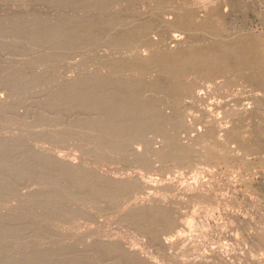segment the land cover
<instances>
[{"label": "rangeland", "instance_id": "1", "mask_svg": "<svg viewBox=\"0 0 264 264\" xmlns=\"http://www.w3.org/2000/svg\"><path fill=\"white\" fill-rule=\"evenodd\" d=\"M174 16L188 20L168 24ZM200 16L206 20L198 26ZM152 38L159 46L186 41L190 58H179L170 70L169 61L147 68L130 63L150 55ZM102 72L115 79L160 77L163 84L152 90L154 96L150 89L141 92L150 97L143 98L147 103L155 101L154 110L144 105L145 113L127 111L111 141L97 130L99 114L93 107L87 112L90 104L71 85ZM50 80L60 88L53 89ZM78 100L88 104L79 106ZM0 101L1 142L19 139L98 174L133 180L132 188L116 191L114 198L87 204L82 196L55 198L58 191L51 189L63 174L53 170L62 176L51 171L58 180L51 176L41 190L44 197H50L47 189L55 193L54 202L43 197L32 206L23 194L39 190V179L22 175L32 156L25 153L31 156L25 160L23 151L17 150V158L11 149H0V161L12 163L9 168L0 162V223L9 218L6 226L30 231L0 235V264H39L36 252L45 256L52 247L83 248L104 240L140 251L146 264H264V0H0ZM151 204L162 207L161 214L129 215ZM50 229L56 234L47 235Z\"/></svg>", "mask_w": 264, "mask_h": 264}, {"label": "bare ground", "instance_id": "2", "mask_svg": "<svg viewBox=\"0 0 264 264\" xmlns=\"http://www.w3.org/2000/svg\"><path fill=\"white\" fill-rule=\"evenodd\" d=\"M207 15H208V13H206ZM206 15V16H207ZM209 16V15H208ZM175 16L173 17V18H169L168 20H166V22L168 23V24H170V25H176V23H177V25H178V23H181L182 21L185 23V21L186 20H188V18H186L185 16L183 17V18H175ZM207 18V17H206ZM205 17L204 16H200V17H198V22H197V24H198V26H201L204 22H205ZM197 21V20H196ZM182 24V23H181ZM180 27V26H179ZM181 27H183V26H181ZM175 38H177V37H175ZM174 39V38H173ZM152 41V42H151ZM182 41H184V39H182ZM150 46H151V48H152V52L150 53V55H140V56H137L135 59H132L133 61H130V63H133V64H137V65H141V67L142 66H145L146 68L147 67H149V66H152V65H155V64H157V63H160L162 60H163V62L164 63H166V61H169L170 62V64H169V67L168 66H166V67H168L167 69L168 70H170L176 63H177V61H178V59L179 58H181V57H183L184 56V58H185V55H187L188 54V58H190L189 57V53L191 52V51H189L190 49H186L185 48V46H187L188 44L187 43H181V39L180 40H178V39H174L173 40V43H176V46H170V45H165V46H159V42L158 41H156V40H154L153 38L150 40ZM184 44H186V45H184ZM235 47V46H234ZM187 48H188V46H187ZM231 52V51H230ZM230 52H229V54H230ZM233 52V54H237V52H234V50L232 51ZM231 52V53H232ZM258 53V52H257ZM106 54V53H105ZM108 55V54H107ZM193 55V54H192ZM191 55V56H192ZM195 55V54H194ZM227 56V55H226ZM234 56H236V55H234ZM111 57V58H110ZM108 56L107 58L109 59V60H111V61H113V60H115L116 58L114 57V58H112V56ZM227 57H229V55L227 56ZM183 58V59H184ZM187 58V59H188ZM192 58V57H191ZM196 58H197V56H196ZM195 57L193 58V59H196ZM200 58V57H199ZM229 58H231V54H230V57ZM105 59V58H104ZM107 59V60H108ZM113 59V60H112ZM118 59V58H117ZM116 59V60H117ZM193 59H189L188 61L186 60V62H188V63H191V61L193 62V61H196V60H193ZM201 59V58H200ZM199 59V60H200ZM115 60V61H116ZM127 60V59H126ZM181 60H182V58H181ZM228 60V59H227ZM180 61V60H179ZM184 61H185V59H184ZM184 61L182 62V63H184ZM190 61V62H189ZM200 61H202V60H200ZM223 62V61H222ZM182 63L180 64V62H179V64L180 65H182ZM198 63V62H197ZM185 65H186V63H184ZM18 66V65H17ZM194 66V65H193ZM208 66V65H207ZM181 68V67H180ZM204 69V68H203ZM112 76L111 75H108L107 73L105 74V73H89V74H86L84 77H82V78H80V80H77V81H74V82H72L71 83V85H72V88H76L77 90H79L80 92H81V96L83 97V99H85V102H86V100L88 101V103L90 104V105H88L87 107H88V109H90V107H93V109H95L94 111L95 112H97L96 114H99V122H98V120H96L95 118V121H97L96 122V125L97 124H100V128H97V130L99 129V133H101L102 134V136H104L105 138H107V137H109L110 139V141H111V135H113V134H111V132L112 133H115L114 131H116L115 129H117V127H118V125H119V123H121L122 121H123V119L121 120V118H123L124 117V114L128 111V113H129V110L131 109L132 111H140L142 108H144L146 105H147V107H149V108H146V109H148L147 111H149L150 109H152V110H154V104H155V101L153 100V102L151 101L150 103H147L148 102V98H150V97H148V96H145V97H148V98H144V96H143V98L145 99V100H147V102L142 98V94H141V92L145 89V91H147V90H151L150 92H152V90H156L157 88H160V87H162V83H161V78L160 77H156V78H158V79H155V80H152V79H148V78H145L144 80L140 77L139 78V76H137V75H130L129 77H122V78H120V79H115V78H111ZM148 79V80H147ZM52 80V79H51ZM50 80V83L52 82L53 83V81H51ZM64 81L66 80V79H63ZM69 80H76V79H69ZM69 80H66V81H69ZM66 81H65V83H66ZM49 82V81H48ZM61 82V81H60ZM47 83V82H46ZM45 83V84H46ZM58 83V82H57ZM62 83L64 84V82L62 81ZM68 83V82H67ZM44 84V83H43ZM60 83H58L57 84V86L59 85ZM62 84V85H63ZM69 84H70V82H69ZM69 84H67V85H69ZM49 85H51V84H49ZM48 85V87L50 88V86ZM66 85V86H67ZM167 85V84H166ZM47 86V85H46ZM52 86H54V83H53V85ZM64 87H65V85H63ZM63 86H62V89H63ZM56 87V84H55V86L53 87V89ZM59 88H60V85L58 86ZM58 87H56V88H58ZM68 87V86H67ZM55 88V89H56ZM58 88V89H59ZM69 88V87H68ZM57 89V90H58ZM65 89H67V88H65ZM49 90V89H48ZM159 90V89H158ZM54 91V90H53ZM56 91V90H55ZM54 91V92H55ZM70 91V90H69ZM68 91V92H69ZM75 91V90H74ZM144 91V92H145ZM58 93H60L59 92V90L57 91ZM65 92V91H64ZM67 92V91H66ZM67 92V94L68 95H70L69 93ZM70 92H73L72 90L70 91ZM61 93H62V91H61ZM61 93L60 94H58L59 96L61 95ZM76 93V92H75ZM79 93V92H78ZM78 93L76 94V95H78ZM146 93V92H145ZM148 93V92H147ZM51 94V93H50ZM54 94H57V93H54ZM53 93H52V96H55ZM66 94V93H65ZM58 95H57V97H58ZM80 95V94H79ZM150 95H153L154 96V92H152V94L150 93ZM62 96H64V95H62ZM66 96V95H65ZM80 96V97H81ZM199 96V95H198ZM197 96V97H198ZM56 97V96H55ZM67 97V96H66ZM69 97V96H68ZM79 97V96H78ZM78 97H76V98H78ZM79 97V98H80ZM152 97V96H151ZM200 97V96H199ZM10 98V97H9ZM63 98V100H65V98L64 97H62ZM70 98V97H69ZM176 98V97H175ZM61 99V98H60ZM68 99V98H67ZM71 99V98H70ZM82 99V98H81ZM81 99H79V100H81ZM205 99V98H204ZM79 100H78V103H79ZM61 101H62V99H61ZM66 101V100H65ZM76 101V100H75ZM145 101V102H144ZM4 103V101H0V105L1 104H3ZM77 103V102H76ZM75 102L73 103L74 105L76 104ZM80 103H82L81 101H80ZM80 103H79V106H81L80 105ZM88 103H86V104H88ZM82 104H84V100H83V103ZM86 104H84V106L86 105ZM149 104V105H148ZM169 104V103H168ZM223 104V103H222ZM6 105V104H5ZM145 105V106H144ZM2 106H4V104L2 105ZM75 106H73V108H74ZM1 108V107H0ZM73 108H71V109H73ZM76 108V107H75ZM78 108V107H77ZM76 108V109H77ZM80 108V107H79ZM78 108V109H79ZM1 109H5V108H1ZM71 109H70V111L68 110V112H71ZM76 109H73L74 111L76 110ZM78 109H77V112H78ZM81 109H84V107H81ZM93 109L91 108L90 110H87V112L88 111H92V112H94L93 111ZM146 109H142V110H145L146 111ZM80 110V109H79ZM86 110V109H85ZM84 110V111H85ZM66 111V110H65ZM83 111V110H82ZM145 111L143 112V113H145ZM246 111V110H245ZM248 111V110H247ZM246 111V113H248ZM249 111H250V108H249ZM73 112V111H72ZM79 112H81V111H79ZM92 112H90V114L92 113ZM141 112V111H140ZM141 112V113H142ZM164 112V111H163ZM162 112V113H163ZM84 113V112H83ZM135 113V112H134ZM134 113H132V114H134ZM150 113V112H149ZM164 113H166V112H164ZM163 113V114H164ZM245 113V112H244ZM66 114H67V112H66ZM75 114V113H74ZM85 114V113H84ZM95 114V116H97ZM147 114V113H146ZM168 114V113H167ZM87 114H85V116H86ZM135 115H138V113H136V114H134L133 116H135ZM139 115H140V113H139ZM143 115H145V114H142V116ZM169 115V114H168ZM91 116V115H90ZM90 116H88L87 115V117H90ZM94 116V113L92 114V116L90 117L91 119H92V117ZM94 116V117H95ZM131 116V115H130ZM132 116V117H133ZM244 116V115H243ZM98 117V116H97ZM96 117V118H97ZM132 117H130V118H132ZM172 117V116H171ZM82 118V117H81ZM89 118V119H90ZM126 118L127 117H125L124 118V122L126 121ZM138 118V117H137ZM134 119V118H133ZM139 119V118H138ZM161 119H165V116H162V118ZM170 119V118H169ZM127 120L128 121H126L127 123L129 122V118H127ZM131 120L132 119H130V124H131ZM166 120V119H165ZM93 121L94 120H91V122H90V124L91 125H94L95 124V121H94V123H93ZM119 121H121V122H119ZM88 122V121H87ZM123 122V123H124ZM163 122V121H162ZM167 122V121H166ZM120 124V126L121 125H124V124ZM126 123V124H127ZM217 123V122H216ZM96 125H94V127L96 126ZM120 126H119V128H120ZM126 126V125H125ZM143 126V125H142ZM126 127H128V126H126ZM147 127V126H146ZM96 128V127H95ZM94 128V129H95ZM118 128V129H119ZM121 129V128H120ZM128 129V128H127ZM96 130V129H95ZM124 130V129H123ZM142 130V129H141ZM121 131H122V129H121ZM125 131V130H124ZM48 133V132H47ZM60 133V132H59ZM120 133V132H119ZM123 133H125V132H123ZM139 133H141V132H139ZM54 134V133H53ZM57 135H58V132L56 133ZM62 134V133H61ZM126 134H127V132H126ZM52 135V134H51ZM114 135H116V133L114 134ZM113 135V136H114ZM140 135L141 134H138V136L140 137ZM201 136H202V134H200ZM55 136V135H54ZM59 136V135H58ZM57 136V137H58ZM61 136V135H60ZM123 136V135H122ZM143 136V135H142ZM201 136H197L198 138L199 137H201ZM123 137H125V134H124V136ZM197 137H196V139H197ZM104 138V139H105ZM119 138V137H118ZM121 138V137H120ZM143 138V137H142ZM201 139V138H200ZM7 139H5V141H3V139H2V142L0 141V149H3V150H6V148L7 149H11L12 151H13V155H14V152H15V154H16V152H18L19 151V153L20 152H22L23 151V156L24 155H26L27 153H29L31 156H32V158H33V161L29 164V165H27L26 164V166H24V164H22L24 167H26L25 169H24V167H23V169H24V171L26 172H24L22 175H24V174H29V175H33L32 177H35V178H38L39 179V184H40V189L38 190V189H36V190H34V191H29L28 193H26V194H23V197H24V199H25V201H23V202H27V203H30V202H33V203H36L37 201L40 203V201L43 199V197H44V194H45V191H44V185H46V184H48L49 183V185L51 184L50 183V181H51V179H52V175H55V174H57V172H61L62 174H63V176L59 173V175H58V177H61L60 178V180L58 181V182H56L57 180H58V177L54 180V177H53V179H52V182L53 183H55V186H54V188H55V190H53V189H51L52 190V192H54L55 191V193H57L56 192V189H57V191H58V193L55 195V193L53 194L52 192V196L50 195V192L48 193V190L49 189H47V192H46V194H48L50 197H44V199L43 200H46V202H47V200L49 201V200H52L51 198H53L54 197V195H55V198H58V197H61L63 200H64V198H74V199H76L78 196H82V198L86 201V202H84V203H87V204H92L93 203V201H99V199L100 200H106L107 198L108 199H112V198H114L115 196H116V191L119 193V192H122V191H124V190H126L128 187L130 188L131 186H132V184H133V180L132 181H130V179L129 178H115V177H112V176H110L109 177V175L107 176L106 174V176L105 175H103V174H98V172L96 173V168H94V167H90V166H88V165H85V164H83V163H77L76 161H73V160H66V159H64V158H62V157H60V156H58V155H56V154H52V153H48V152H46V150H43V149H39V148H36V146H34V145H30L29 143H22L19 139V141L22 143V145H21V143L20 142H18V140H17V142H16V140L15 141H6ZM11 140V139H10ZM14 140V139H13ZM108 140V139H107ZM122 141H124V138L123 139H121ZM217 141H218V138L216 139ZM109 141V142H110ZM114 141V140H113ZM197 141V140H196ZM198 141H200L199 139H198ZM223 141V140H222ZM222 141H221V139H219V141L217 142V144H218V147L220 146H222L223 145V143H222ZM24 142V141H23ZM108 142V143H109ZM126 142V141H125ZM102 143H103V141H102ZM115 143V142H114ZM117 143V142H116ZM196 143H199V142H196ZM112 144V143H111ZM118 144V143H117ZM119 145V144H118ZM195 145V144H194ZM31 146H33V147H31ZM103 146H104V144H103ZM106 146V145H105ZM109 146V145H108ZM132 146V145H131ZM114 147V146H113ZM183 147H185V145L183 146ZM187 147V146H186ZM185 147V148H186ZM189 147V146H188ZM216 147V146H215ZM108 148V147H107ZM177 149L179 148V146L178 147H176ZM176 148H173V150L174 149H176ZM109 149V148H108ZM176 149V150H177ZM179 149H181V148H179ZM178 149V150H179ZM183 149V148H182ZM181 149V150H182ZM187 149V148H186ZM2 150V151H3ZM18 150V151H17ZM21 150V151H20ZM135 150H137V149H135ZM156 150V149H155ZM159 150V149H158ZM155 151L156 152V154H157V152H158V155L161 157V154L163 153H161V154H159L160 153V151ZM172 150V149H171ZM177 150V151H178ZM2 151H0V152H2ZM153 152H154V150H152ZM162 151V150H161ZM184 151V150H183ZM185 151H187V150H185ZM5 152V151H4ZM3 152V153H4ZM9 152V151H8ZM8 152L6 151V155L8 154ZM99 152V151H98ZM136 151H134V153H135ZM179 152H180V150H179ZM19 153H17V154H19ZM26 153V154H25ZM100 153V152H99ZM178 153V152H177ZM182 153V152H181ZM184 153H186V152H184ZM11 154V153H10ZM17 154H16V157H17ZM22 154H20V155H22ZM28 154V155H29ZM135 154H137V156H136V158L138 157L140 160L141 159H143L142 158V156H143V152H141L140 150L139 151H137V153H135ZM164 154V153H163ZM12 155V154H11ZM12 155V157H14ZM182 155H183V153H182ZM8 156H9V154H8ZM27 156V155H26ZM31 156L29 157V156H27L26 158H31ZM20 157V156H19ZM2 158V157H1ZM0 158V159H1ZM8 158H11V156L10 157H8ZM18 158V157H17ZM16 158V159H17ZM20 158H22V156L20 157ZM26 158H25V156H24V159L26 160ZM29 158H28V160H29ZM222 158V157H221ZM4 159V158H3ZM14 159V158H13ZM15 159V160H16ZM17 160H19V159H17ZM16 160V161H17ZM21 160V159H20ZM11 162H12V158H11V160H10ZM24 161V160H23ZM1 163H3V161L1 160L0 161ZM19 162V161H18ZM20 162H22V160L20 161ZM19 162V163H20ZM1 163H0V165H1ZM5 163V162H4ZM3 163V164H4ZM15 163V161L13 162V164ZM2 164V165H3ZM7 166H9V164L11 165L12 163H5ZM16 164V163H15ZM1 165V166H2ZM17 166H18V164H16ZM16 165H14L15 167H17ZM20 165V164H19ZM21 165V166H22ZM6 166V167H7ZM13 166V169H15V167ZM2 167H5V165L4 166H2ZM10 167H12V165L11 166H9V168ZM42 167H44V170L42 169ZM1 168V167H0ZM18 168V167H17ZM7 169V168H6ZM20 169H22V167L21 168H19V170ZM23 169L21 170V172H23ZM53 170H58L56 173H55V171H53ZM98 170V169H97ZM3 171V170H2ZM10 171H11V169H10ZM9 171V172H10ZM14 171V170H13ZM53 172V174L51 175V173ZM4 172V171H3ZM3 172H1V173H3ZM8 172V173H9ZM21 172H19V173H21ZM17 173H18V169H17ZM55 173V174H54ZM99 173H102L101 172V170H100V172ZM1 175V174H0ZM4 175H6V174H3L2 176H4ZM12 175H13V173H12ZM17 175V174H16ZM19 175V174H18ZM17 175V176H18ZM21 175V176H22ZM27 175H25V176H27ZM28 175V176H29ZM61 175V176H60ZM8 176V175H7ZM7 176H4V178H6ZM52 176V177H51ZM1 177V176H0ZM13 177H14V175H13ZM16 177V176H15ZM19 177V176H18ZM29 177H31V176H29ZM51 177V178H50ZM26 178V177H25ZM24 178V179H25ZM35 178H31V179H34L35 180ZM19 179H20V177H19ZM22 179H23V176H22ZM10 180H13V179H10ZM15 180H16V178H15ZM18 180V179H17ZM54 180V181H53ZM3 181H4V179H3ZM2 181V182H3ZM7 181V180H6ZM49 181V182H48ZM65 181V182H64ZM16 182V181H15ZM37 182V180L34 182V183H36ZM63 182L65 183V184H63ZM66 182H69V186H68V184L66 185ZM138 182V181H137ZM136 182V183H137ZM143 182V181H142ZM4 183V182H3ZM8 183H10V182H8ZM140 183V182H139ZM11 184V183H10ZM141 184V183H140ZM139 184V185H140ZM1 185V184H0ZM16 185H17V183H16ZM19 185V184H18ZM41 185H42V187L44 188L43 189V191L41 190ZM3 186V185H2ZM14 186H15V183H14ZM14 186H12V187H14ZM47 186V185H46ZM141 186V185H140ZM1 187V186H0ZM11 187V186H10ZM48 187V186H47ZM144 187V186H143ZM2 188V187H1ZM132 188V187H131ZM193 188V187H192ZM4 189H6L7 190V187H5ZM17 189V188H16ZM20 189V188H19ZM134 189V188H133ZM5 190V191H6ZM21 190V189H20ZM50 190V191H51ZM127 190H129V189H127ZM131 190V189H130ZM134 191V190H133ZM17 192V191H16ZM195 192V191H194ZM199 192H200V190H199ZM5 193H7V191L5 192ZM10 193V192H9ZM13 193H14V191H13ZM2 194H3V191H2ZM16 194V193H15ZM121 194V193H120ZM123 194V193H122ZM125 194V193H124ZM7 195V194H6ZM20 195V194H19ZM47 195V196H48ZM4 196V195H3ZM10 195H8L7 197H9ZM22 197V196H21ZM81 198V199H82ZM96 198H98V199H96ZM117 198H118V196H117ZM3 199V198H2ZM78 199H80V197H78ZM59 200H60V198H59ZM63 200H62V202H63ZM67 201V200H66ZM81 201V200H80ZM110 201V200H109ZM115 201V200H114ZM42 202V201H41ZM51 202H54L53 200L51 201ZM65 202V201H64ZM102 202V201H101ZM61 203V202H60ZM105 203V202H104ZM31 204V203H30ZM42 204V203H41ZM40 204V205H41ZM64 204V203H63ZM66 204V203H65ZM64 204V205H65ZM97 204H99V203H97ZM154 204V203H153ZM153 204H151V205H145L144 207L142 206V208H140V209H135V210H132V211H130V214L129 215H132V216H137L138 218H141V217H150V215H159V214H161V212H162V207H156V206H154ZM158 204V203H157ZM32 205V204H31ZM38 206H39V204H37ZM55 205V204H54ZM95 205V204H94ZM103 205V204H102ZM33 206V205H32ZM50 206V205H49ZM59 206V205H58ZM70 206V205H69ZM26 207V206H25ZM41 207V206H40ZM64 207V206H63ZM65 207H67V206H65ZM64 207V208H65ZM93 207V206H92ZM101 206L99 205V207H97L98 209L100 208ZM46 208H48V206L46 207ZM62 208V207H61ZM95 208V207H94ZM40 209V208H39ZM43 209V208H42ZM76 209H78V208H76ZM45 210V209H44ZM81 210V209H80ZM97 210V209H96ZM164 210V209H163ZM78 211L79 210H77V211H75V212H77L78 213ZM165 211V210H164ZM84 212V211H83ZM72 213H74V212H72ZM87 213V212H86ZM84 214V213H83ZM12 217V216H11ZM14 217V216H13ZM12 217V218H13ZM16 217V216H15ZM14 217V218H15ZM19 217V216H18ZM23 217V216H22ZM83 217V216H82ZM156 217V216H155ZM11 218V219H12ZM20 218V217H19ZM130 218H131V216H130ZM4 219H6L4 222L2 221L1 223H0V235L1 234H5V235H7V236H9L8 234H16L17 235V237H18V234L19 233H21V231L23 232V231H25V230H27V228H25V227H19L20 225H18V226H16V224L13 226V223H11V225L12 226H10V224H9V227L8 226H6V224H7V222L9 223L11 220L8 218H5L4 217ZM16 219H18V218H16ZM16 219H13L14 221H16ZM25 219V218H24ZM30 219V218H29ZM32 219V218H31ZM132 219H133V217H132ZM9 220V221H8ZM143 220V219H142ZM18 221H19V219H18ZM30 221V220H29ZM28 221V222H29ZM32 221V220H31ZM43 221V220H42ZM147 223H148V221L147 220H145ZM13 222V221H12ZM27 222V221H26ZM145 222V223H146ZM6 223V224H5ZM31 223V222H30ZM24 224V223H23ZM32 224H35V222L34 223H32ZM32 224L30 225L31 227H32ZM1 225H2V227L3 226H5V227H1ZM23 226V225H22ZM36 226H37V224H36ZM38 226H40V225H38ZM35 227V226H34ZM24 228V229H23ZM42 228V227H41ZM40 228V230H42V229H44V228H42L41 229ZM36 229V228H35ZM39 230V229H38ZM47 230V229H46ZM49 230V229H48ZM47 230V231H48ZM51 230V229H50ZM28 232H30L29 230H27ZM27 231H25V232H27ZM33 231V230H32ZM31 231V232H32ZM37 231V230H36ZM43 231V230H42ZM41 231V232H42ZM54 231V230H53ZM27 232V233H28ZM39 232V231H38ZM41 232H39L40 233V235H41ZM44 232V231H43ZM56 232V231H55ZM53 233L52 232V230L50 231V232H46V233H49V234H47V235H50V234H56V233ZM24 233V232H23ZM25 234V233H24ZM34 234V233H33ZM32 234V235H33ZM16 235L14 236L15 238H16ZM23 234H21V236H22ZM26 235V234H25ZM28 235H30L29 233H28ZM44 235H45V232H44ZM37 236V235H36ZM69 236V235H68ZM19 237H20V235H19ZM39 236H37V238H38ZM43 237V236H42ZM42 237H40V238H42ZM45 237V236H44ZM48 240V239H47ZM105 241V240H104ZM104 241H96V242H94V244H93V242H92V244L91 243H89V245L87 244L85 247L83 246V248L82 247H80V248H76L75 246L73 247L72 245L70 246V247H63V248H54V247H52V249L51 248H49V249H47V250H45L44 251V253L46 254L45 256H43V254H42V256L40 255V253L42 252V251H40V252H36V253H39V254H37V257H35L36 259H39V261H37V262H39V264H40V261L41 262H45L46 263V259H45V257H47V259L48 258H52L49 262H48V260H47V262L48 263H52V264H146L145 262H146V258L145 257H143L141 254H140V251H138V250H135V249H131V248H125V247H121V245H122V243H121V245H119L118 243H115V241H113V242H111V241H109V242H104ZM37 244V243H36ZM65 245H67V244H65ZM38 247V246H37ZM59 247V246H58ZM72 247V248H71ZM41 248V247H40ZM54 248V249H53ZM40 250V249H39ZM41 250H43V249H41ZM38 255H40V257L38 256ZM33 256H34V254H33ZM36 256V255H35ZM70 256V257H69ZM71 258L72 257V260L71 259H66V258ZM34 258V259H35ZM56 258V259H55ZM66 260H65V259ZM55 259V260H54ZM53 260V261H52ZM70 260V261H69ZM36 261V260H35ZM37 262H35V263H37ZM147 262H148V260H147ZM48 263H46V264H48ZM20 264V263H19ZM42 264V263H41Z\"/></svg>", "mask_w": 264, "mask_h": 264}]
</instances>
